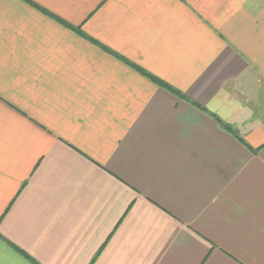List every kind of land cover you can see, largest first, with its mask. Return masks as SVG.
<instances>
[{"label": "crops", "instance_id": "0c3cea01", "mask_svg": "<svg viewBox=\"0 0 264 264\" xmlns=\"http://www.w3.org/2000/svg\"><path fill=\"white\" fill-rule=\"evenodd\" d=\"M0 264H264V0H0Z\"/></svg>", "mask_w": 264, "mask_h": 264}, {"label": "trees", "instance_id": "16d2710c", "mask_svg": "<svg viewBox=\"0 0 264 264\" xmlns=\"http://www.w3.org/2000/svg\"><path fill=\"white\" fill-rule=\"evenodd\" d=\"M138 71H140V70H138ZM140 72H142V71H140ZM144 75H146V76H149V75H147V74H145V73H143ZM150 77V76H149ZM159 86H161V87H163V88H166V89H168V90H170L172 93H174L175 95H178V96H181L180 94H178V93H176V91H174V90H172L171 88H169L168 86H166V85H164L163 83H161V82H159V81H157L156 79H153ZM195 105V104H194ZM196 107H198V108H201V107H199V106H197V105H195ZM201 110H203V109H201ZM204 111V110H203ZM218 124L222 127L223 126V124L221 123V122H219L218 121Z\"/></svg>", "mask_w": 264, "mask_h": 264}]
</instances>
